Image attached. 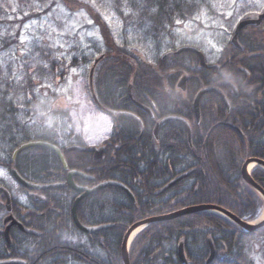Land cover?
I'll use <instances>...</instances> for the list:
<instances>
[{"label": "trees", "instance_id": "16d2710c", "mask_svg": "<svg viewBox=\"0 0 264 264\" xmlns=\"http://www.w3.org/2000/svg\"><path fill=\"white\" fill-rule=\"evenodd\" d=\"M121 1L118 0V2ZM125 1L129 11H120L119 14L124 27L127 29L134 25L133 21L137 16V24L147 27L149 36L158 44L173 38L176 25L192 20L200 9L197 0ZM58 5L73 13L85 11L101 34L104 51L98 57L103 59L96 66L94 72L96 95L104 109L123 114L113 118L112 139L116 140L117 144H121L124 151L134 154V158L131 160L117 159L115 165H120L126 160L136 163L139 171L147 167H172L174 175L196 170L191 179L185 182L184 194L179 196L178 203L172 208L169 207L171 208L170 214L201 206H213L231 213L245 223L255 222L263 210L264 200L244 181L242 168L251 158L264 161V153H262L264 147L258 148L262 152L255 151L252 141L245 139L247 136L242 135L244 130L237 126V129L233 130L214 125L210 126L213 128L212 133L210 131L208 135L202 133L198 139L193 140L191 147L187 141L178 142L171 137V133L175 131L173 128L180 125L175 121L162 124L160 141H156L152 135L153 125L148 115L136 108L129 100L128 94L129 88H131L134 101L150 111L152 110L151 112L158 115L160 120L174 116L180 117L179 111L173 109L174 105L171 103L173 93L168 87L173 86V83L178 82L181 76L192 71L190 63L195 64L194 60L169 58L158 59L153 63L142 51L127 44H119L109 25L91 5L81 0H52L53 7ZM251 17L247 16L246 19ZM238 41L246 53L264 54V23L260 27L243 30ZM239 55L240 52L228 43L224 48V59L221 63L223 64L224 60L230 56L237 57ZM89 61L86 58L81 60L74 58L66 67L65 63L58 64L54 59L47 60V76L57 77L60 81H64L68 77V71L79 69ZM230 62L217 77L226 75V88L230 83L239 87L241 79H245L238 71V68L243 65L236 58ZM259 62L257 71H251L250 80L252 84L259 80L253 85L264 86V59ZM37 72L42 75L41 70ZM199 73H203V76L206 71L200 70ZM208 75H210V80L216 76L213 72ZM208 75L203 77L207 78ZM34 81L29 79L26 86L15 85L14 82L9 81L4 82L0 69V143L6 144L11 151L27 142L26 139L18 141L12 139L13 136L27 137L31 135L22 124V118L38 115L37 96L33 89L36 86ZM163 87L168 90L163 91ZM210 98L213 100L212 103L219 102L214 96ZM40 139L58 146V143L52 139L35 138V140ZM67 139L70 144L74 141L77 142L72 145L84 147V143L78 135L70 133ZM33 150L47 151V162L50 167L47 168V185L61 182L59 178L62 177L64 170L56 155L46 149L35 148ZM159 151L165 155L164 158L157 155ZM63 152L70 171L80 170L82 167H88L95 163L90 154H68L65 149ZM155 152L156 154H154ZM251 177L255 184L264 191V170L257 167L253 170ZM50 178H55V180L49 181ZM151 182L153 184L160 183L156 179ZM73 197L74 194L69 189L47 192L48 199L72 201ZM129 206L137 210L133 204ZM66 208L69 209L67 205ZM138 208L141 211L140 203ZM67 212L69 211L65 209L62 215L65 217ZM168 213L166 211L152 213L146 217H142L138 213L135 215L138 218L136 221H140L145 218L167 216ZM133 223L134 221L131 222V224ZM208 240H212L217 252L213 264H256L253 254L257 249L264 260V227H260L254 232H248L221 216L200 212L148 226L136 236L131 244L130 263L177 264V249L182 242L191 264H206L210 256ZM56 241L53 239V242ZM121 243L122 237L117 239L118 245L112 251V255L110 253L114 264H123ZM107 253L109 254V251ZM103 259L106 261L107 257L101 256L100 260ZM52 263L63 264L62 256L52 257Z\"/></svg>", "mask_w": 264, "mask_h": 264}, {"label": "flooded vegetation", "instance_id": "af4514ba", "mask_svg": "<svg viewBox=\"0 0 264 264\" xmlns=\"http://www.w3.org/2000/svg\"><path fill=\"white\" fill-rule=\"evenodd\" d=\"M263 13L264 10L255 17L242 21H256ZM263 23L264 20L260 25L252 27H260ZM247 28H251V26L245 29ZM183 48H195L201 52L204 65L197 54L185 52L177 55L176 53ZM237 50L240 55L237 57L230 56L224 60L223 64L221 63L224 59L223 50L220 54L207 53L203 48L190 43L176 46L157 58L156 62L158 59L190 58L194 60L195 64L189 62L192 71L181 76L178 82H174L173 86L168 87L173 93L171 98V103L174 105L173 109L179 111L180 117L174 116L160 120L158 115L151 112L152 110L150 111L147 108L151 115L144 112L153 125L152 135L156 141H160L162 124L175 121L180 125L173 128L175 131L171 133V137L178 142L185 140L191 147L193 140L198 139L199 135L202 133L208 135L209 131H212L211 125L233 130L239 127V129L244 130L242 135L247 136L245 139L252 141L255 151L264 147V86L253 85L258 83L259 80L253 84L250 80L251 71H257L260 65L259 60L264 59V54H249L243 48ZM211 58H215L214 61ZM235 58L243 65L238 68V71L245 79H241L239 87L230 83L227 84L226 88V75L217 76ZM200 70L206 71L203 76L212 72L216 76L210 80V75L205 78L202 76L203 73H199ZM184 79L185 82H183ZM130 89L129 93L132 94V89L131 91ZM168 89L162 88L163 91ZM212 89L216 92L206 93L197 103V98L201 92ZM212 96L219 102L212 103L213 100L210 98ZM196 104H198V112ZM118 113L116 116L123 115L121 112ZM113 118L115 116L112 117V120ZM12 139L17 141L26 139L27 142L13 151L2 141L0 143V264H51L52 257L56 255L62 256L63 264H114V260L110 256L118 245L117 239L122 237V256L123 242L129 230L139 223L152 219L145 218L136 221L138 218L135 213L146 217L152 213L166 211L169 212L167 215H171L170 209L178 203L179 196L182 193L184 194L185 182L190 180L196 172V170H191L181 175H174L172 167H147L139 171L136 163L126 160L120 165H115L117 159L131 160L134 158V154L124 151L121 144H117V141L113 140L111 135L109 139L97 147L84 144V147L103 148L101 154H90L95 161L94 164L82 167L80 170L70 171L68 169L66 171L63 168L64 173L59 178L61 182L47 185V168H50L47 162V151H35L33 149L36 147H34L16 155V152L24 145L34 142H46L42 139L35 140V137L31 135L27 137L13 136ZM73 143L77 144L74 141L71 144L68 143L67 146L58 144V147L62 153H64L63 149L68 154L77 153L68 151L69 148L76 146L72 145ZM157 155L160 158L165 157L160 151ZM252 159L264 162L258 158L249 160ZM106 161H108L107 165H105ZM70 172H78L83 175L72 179L73 184L80 189L94 190L107 183L119 186L107 187L86 196L77 205L74 216L75 202L84 193H77L69 187L68 175ZM184 175H187V177L177 181ZM153 179L160 183L153 184L151 182ZM52 180H55V178L49 179V181ZM23 183L40 187L64 185L63 188L59 189H69L74 197L72 201L48 199L47 190H29ZM139 203L141 204V211L138 208ZM130 204L136 206L137 210L131 208ZM66 205L69 209L66 208ZM65 209L69 212L64 217L62 213ZM132 221H134L133 224H131ZM82 229L95 231L88 233ZM96 229L98 230L96 231ZM53 239L55 241L58 239L57 243L53 242ZM180 244H183L185 264H191L184 243L181 242ZM208 245L211 256L212 247L215 252L216 248L212 240H208ZM106 248L109 254L105 251ZM216 255L211 264L216 260ZM101 256H106L107 260L103 259L101 261ZM210 256L206 264H208ZM177 260V264H184L179 256Z\"/></svg>", "mask_w": 264, "mask_h": 264}, {"label": "rangeland", "instance_id": "374dc122", "mask_svg": "<svg viewBox=\"0 0 264 264\" xmlns=\"http://www.w3.org/2000/svg\"><path fill=\"white\" fill-rule=\"evenodd\" d=\"M81 1L102 16L119 44L142 51L153 63L183 43L220 54L244 18L264 10V0H197L200 9L195 17L178 23L173 38L158 44L147 27L137 24V16L134 25L124 27L119 14L129 11L125 0ZM103 51L99 29L85 11L73 13L61 5L53 7L52 0H0V69L4 82L26 86L29 79L36 80L33 89L38 115L22 118L35 138L46 137L67 146V137L73 133L86 146L97 147L111 137L113 120L96 108L88 84L93 61ZM51 58L66 67L74 58L90 61L71 69L66 80L60 81L47 76V60ZM253 259L264 264L258 249Z\"/></svg>", "mask_w": 264, "mask_h": 264}, {"label": "water", "instance_id": "95a60500", "mask_svg": "<svg viewBox=\"0 0 264 264\" xmlns=\"http://www.w3.org/2000/svg\"><path fill=\"white\" fill-rule=\"evenodd\" d=\"M263 20H264V14L262 16H260L257 21H245V22H242L241 24H239V26L237 27V29H236V31L234 33V37H233V39L231 41V44L235 48L242 50L241 47L238 44V36L241 33V31L243 29H245L246 27H250V26H254V25H260ZM185 52H191V53L197 54L201 58L202 64L204 65L203 55L201 53L197 52L195 49H182V50H180L177 53V55H180L181 53H185ZM98 62H99V60L95 62L94 67L90 71V75H89V89H90V94H91V97H92L94 103L97 106H99L101 110H104L100 106V103L97 100V97L95 95V90H94V72H95V67L98 64ZM183 82H185V79L183 80ZM130 91H131V89H130ZM213 92H216V91L212 89V90H205V91L201 92L200 95L197 98V103H198V101L201 99V97L203 95H205L206 93H213ZM129 97H130V100L132 101V103L134 104L135 107H137L139 110H141L143 112H146V113L151 115V112L147 108H145V107L141 106L140 104L136 103L135 101H133V97H132L131 93H129ZM196 109H197V112H198V104H196ZM106 113L108 115L112 116V117H114V116L119 114L118 112H114V111H106ZM175 120H178V119H175ZM34 147H36V148H45L47 150L52 151L58 157V159L60 160L61 164L63 165V168L66 171L68 170L66 161L64 159V156H63L61 150L58 147H56L54 145H51V144H48V143H30V144L24 145L16 152V155L21 153L22 151L28 149V148H34ZM68 151L69 152L84 153V154H93V153L101 154L103 152V148L102 149H96V148L72 147V148H69ZM253 163H256L257 166H259L262 169H264V162L259 161V160H253V159L249 160V161H247L245 163V165L243 167L242 177H243L244 181L247 184H249L257 193H259L264 198L263 190L258 185L255 184V182L253 181V179L250 177V175L247 172V169H248L249 165H251ZM82 176L83 175L78 173V172H70L69 175H68V185H69V187L72 188L77 193H84L75 202L74 209H73L74 216H75V210H76L77 205L86 196H88L90 194H93V193H95L97 191H100V190H102L104 188H107V187L119 186L117 184L107 183V184H103V185L95 188L94 190L80 189V188L76 187L73 184L72 179H73V177H82ZM186 177H187V175L181 176L177 181L182 180V179H184ZM24 185H25V187L27 189L33 190V191H45V190L51 191V190H55V189H59V188H63L64 187V185H51V186H47V187L33 186V185H28V184H24ZM212 211L220 212L222 214V217L226 218L227 220L231 221L232 223L236 224L237 226L243 228L244 230H246L248 232H254L258 228L264 227V222L262 224L258 225V226H252V224H247V223L241 221L240 219H238L237 217H235L234 215H232L231 213H229V212H227V211H225L223 209H220L218 207L201 206V207L192 208L190 210H186V211H183V212L178 213V214L150 219V220H147L145 222H142V223H139V224L133 226L129 230L127 235L125 236V239H124V242H123V249H122L123 263L124 264H130L127 245H128V242H129V239H130L131 235L137 229L146 228V227H148V226H150L152 224H156V223L171 221V220H174L176 218H179V217H182V216H186V215H190V214H195V213H200V212H209V213H211ZM77 225H78V223H77ZM99 229H102V228H99ZM82 230L85 231V232H88V233H92V231H95V230H88V229H82ZM97 230L98 229H96V231ZM215 255H216L215 249L212 247L211 256H210V260L208 261V264L212 263L213 259L215 258ZM178 256H179V259H181V261L185 264V253H184L183 244H180V246H179Z\"/></svg>", "mask_w": 264, "mask_h": 264}, {"label": "bare ground", "instance_id": "6f19581e", "mask_svg": "<svg viewBox=\"0 0 264 264\" xmlns=\"http://www.w3.org/2000/svg\"><path fill=\"white\" fill-rule=\"evenodd\" d=\"M256 163H253L251 165H249L248 169H247V172L248 174H250L255 168H256ZM211 214H215L217 216H221L222 217V214L218 211H212ZM264 222V208L261 212V216L258 218V220H256L252 226H258L260 224H262ZM142 228H139L137 229L136 231L133 232V234L131 235L130 239H129V242H128V245L127 247H129V245L132 243V241L135 239V237L141 232Z\"/></svg>", "mask_w": 264, "mask_h": 264}]
</instances>
